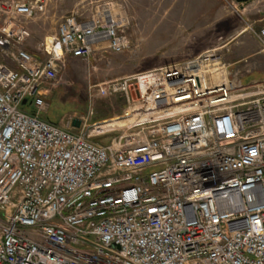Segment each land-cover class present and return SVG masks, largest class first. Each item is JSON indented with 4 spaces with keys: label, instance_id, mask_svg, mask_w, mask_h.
I'll return each instance as SVG.
<instances>
[{
    "label": "built area",
    "instance_id": "2783aa9c",
    "mask_svg": "<svg viewBox=\"0 0 264 264\" xmlns=\"http://www.w3.org/2000/svg\"><path fill=\"white\" fill-rule=\"evenodd\" d=\"M47 5L0 0V264H264V77L211 49L105 82L142 130L99 143L44 97L67 60L123 52L126 24L71 12L31 53Z\"/></svg>",
    "mask_w": 264,
    "mask_h": 264
},
{
    "label": "rangeland",
    "instance_id": "374dc122",
    "mask_svg": "<svg viewBox=\"0 0 264 264\" xmlns=\"http://www.w3.org/2000/svg\"><path fill=\"white\" fill-rule=\"evenodd\" d=\"M246 5L251 13L243 11ZM239 6L234 0H48L46 11L28 22L32 37L27 49L31 53H38L40 40L56 32L63 16L77 12L91 17L105 9L124 21L129 45L120 53L100 49L88 59L67 60L49 85L42 118L60 125L80 119L91 139L107 144L142 129L130 122L125 127L98 130L107 121L123 120L128 105L122 93L103 95L100 86L105 82L211 49L222 63L231 65L230 71L243 75L242 83L264 77V51L256 36L261 26H247L254 18H262L263 9L253 0ZM259 24L264 25V20Z\"/></svg>",
    "mask_w": 264,
    "mask_h": 264
},
{
    "label": "bare ground",
    "instance_id": "6f19581e",
    "mask_svg": "<svg viewBox=\"0 0 264 264\" xmlns=\"http://www.w3.org/2000/svg\"><path fill=\"white\" fill-rule=\"evenodd\" d=\"M214 75L215 77L219 78L223 73H224V69H222V67H218L216 68L214 71ZM151 114H153L152 112H145L144 114L140 115V121H145ZM136 118V115L131 117V118H127V119H123V120H115L107 123H103L102 125H100L98 128L99 131H105V130H111V129H115V128H121V127H125L128 126L130 122H133L134 119Z\"/></svg>",
    "mask_w": 264,
    "mask_h": 264
},
{
    "label": "crops",
    "instance_id": "0c3cea01",
    "mask_svg": "<svg viewBox=\"0 0 264 264\" xmlns=\"http://www.w3.org/2000/svg\"><path fill=\"white\" fill-rule=\"evenodd\" d=\"M253 1H254L255 4H257L259 7H261V9H263L261 12L264 13V0H253ZM239 7H240V6H239ZM249 7H250V6L246 5V7L244 8L243 11H248V12L251 13V11H253V10H248ZM251 7H252V8H256L254 5H252ZM256 9H257V8H256ZM262 20H264V15L262 16V18H261V17L258 18V19L254 18L252 21H249V23L247 24V26H250V27L256 26V27H257V26L260 25V26H261V27L259 28V30H260L261 28L264 27V25L259 24V23H261Z\"/></svg>",
    "mask_w": 264,
    "mask_h": 264
},
{
    "label": "water",
    "instance_id": "95a60500",
    "mask_svg": "<svg viewBox=\"0 0 264 264\" xmlns=\"http://www.w3.org/2000/svg\"><path fill=\"white\" fill-rule=\"evenodd\" d=\"M234 1H236L240 5V8H243L244 7V4H247L251 0H234ZM72 125L75 126V127H79L80 126V120L77 119V118L74 119L72 121Z\"/></svg>",
    "mask_w": 264,
    "mask_h": 264
}]
</instances>
